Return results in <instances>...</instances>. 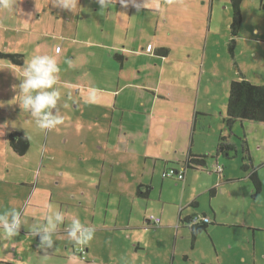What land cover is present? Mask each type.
Wrapping results in <instances>:
<instances>
[{
	"label": "crops",
	"instance_id": "1",
	"mask_svg": "<svg viewBox=\"0 0 264 264\" xmlns=\"http://www.w3.org/2000/svg\"><path fill=\"white\" fill-rule=\"evenodd\" d=\"M82 1L94 3L96 18L65 20L55 17L50 10L54 7L52 3L45 11L48 15L36 20L34 38L30 41V56L50 55L56 59L60 69L56 86L76 91L77 98L81 90L86 91L91 114L87 118L79 117L89 121L83 132L75 129L66 132L68 136L64 140L54 139L55 154L49 156L47 162H41L43 174L39 189L37 181L15 179L10 182L15 181L28 193L20 198L17 192L7 189V194L0 197V215L12 211L20 213L28 197L29 208L38 211L37 222L32 218V223L21 225L17 236L28 240L17 239V248L23 250V246H27L28 252L35 249L34 261L46 257L73 259L70 252L77 255L75 249L80 247L85 251L84 259L77 255L80 264H115L113 260L124 264L123 259L129 252L149 249V234L178 228L173 237L177 240L180 228L187 227L181 220L192 215L204 214L213 225L239 227L238 221L220 220L216 209L211 208L208 214L201 208L202 201L196 200L195 193L191 197L187 193V196L168 199L165 187L170 178L162 177L164 171L176 168L183 172L184 179L173 180L189 188L193 181L191 172L209 173L211 181L198 179L200 187L205 186L203 192H208L210 199L220 198L219 201L233 197L230 187L239 180L227 173L222 161L237 157L238 145L241 160L244 147L251 158L254 157L248 137L242 138L241 145L234 142L240 126L246 135L245 122L252 121L236 120L229 130L224 123L227 103L218 101L221 97L224 99L231 81L240 79V75L234 78L237 74L232 72L234 75H226L222 85L215 84L213 87L223 86V96H219L212 92L214 80L209 72L214 66L205 69L207 60L214 61L222 55L215 51L217 45L211 37L219 36V30H212L210 24L217 8L231 7L230 0H136L142 5L139 11L132 4L122 7L119 0L106 9H100L95 0H74L76 11L80 6L87 7L88 2L81 5ZM260 8L264 10V5ZM191 19L201 25L197 23L195 28L192 25L186 28L185 21L188 23ZM258 26V22L251 26L249 37H237L260 43ZM225 30L227 33L228 29ZM162 48L167 52L160 53ZM22 57L21 65L0 60V98L5 101L17 100V97L21 100L19 84L24 78L23 68L29 61L28 55ZM241 74L253 82L246 72L241 71ZM205 122L206 137L197 136L195 132L200 126L204 127ZM7 123L0 119L3 150L11 158L16 155L22 164L20 176L26 175L32 169L25 157L33 135L21 129L18 119ZM14 131L29 141L28 152L23 156L17 155L8 143ZM221 136L234 147L229 157L216 154ZM45 142L47 151L52 142L47 139ZM189 153L207 155L206 166L187 168L185 160ZM3 165L8 164L4 162ZM146 188L147 197H140L137 191L143 192ZM29 189L32 192L35 189V197L30 195ZM155 198L161 206L153 203ZM165 205L174 206L175 211L168 213ZM49 207L59 210L64 219L52 235L53 247L45 251L38 248L40 235H34L33 230L46 223ZM152 215L160 219L158 226L153 227L148 222ZM74 218L94 230L93 238L86 245L76 244L68 235ZM0 241L8 240L0 234ZM11 245L3 247L5 254ZM15 250L16 247L13 252ZM5 254L0 251V264L12 263Z\"/></svg>",
	"mask_w": 264,
	"mask_h": 264
},
{
	"label": "rangeland",
	"instance_id": "2",
	"mask_svg": "<svg viewBox=\"0 0 264 264\" xmlns=\"http://www.w3.org/2000/svg\"><path fill=\"white\" fill-rule=\"evenodd\" d=\"M84 2H88L87 7L81 8L80 6L77 11L75 6L70 10L54 6L50 10L55 17L65 20H76L78 17L81 19L88 18L90 20L96 18L94 16V13L97 14L93 8L95 6L94 3L82 1L80 2L81 5ZM7 3V7L0 6V51L28 55V59L30 60L33 57L30 56L32 49L30 47V41L34 38L33 31H35L36 20H38L39 17L42 18V16L48 15L47 13L45 14V11L52 5V0H7ZM261 4L264 5V0H242L241 14L243 24L239 28L240 31L238 35L249 37L251 35V26H254L258 22L261 38H257L261 42H247L236 37L235 41L236 43L238 42V46L236 48L235 43L233 47L234 55L229 49V41L232 39V36L230 35L228 27L229 22L232 23V8L228 7V5V8H217L215 14H213V20L210 26L214 31H216V29L219 30V36L214 37L211 36L212 34L210 36L214 39L215 45H217L215 51L221 52L222 55L220 58L214 59V61L207 60V68L205 69H208L212 65L214 66L209 74L212 80H214L212 92L219 94V96H223V86L221 88L213 86L218 83L222 85V81L226 79V75L231 77L233 74L232 72L237 74H233L234 78H238L241 71L246 72L253 82L264 85V10L260 8ZM98 7L100 6L98 5ZM98 13L101 16L103 15L102 12ZM12 15L15 16L13 20L11 19ZM195 22L196 21L191 19L188 23L185 21L184 25H186V28L191 25L195 28L199 24ZM207 26L208 24L205 25V29H207ZM225 29H228L227 33ZM212 30L211 33L213 32ZM63 31L66 32L65 29ZM47 40L49 41V38ZM226 40L227 42L224 43ZM199 73L200 71H198V75ZM8 74L10 76V73ZM15 75L16 73L13 72V76ZM54 88L59 93L57 106L54 112L62 118V123L51 129L39 128L30 113L19 106L20 99L18 97L17 100L12 99L9 101L0 98V119L3 121L6 120L8 122L7 124L13 123L18 119V121L21 122V129L33 135L29 153L25 157L26 161L30 162L32 169L28 170L26 175L20 176L22 174L20 169L22 164L17 160L18 158L16 155L12 154L15 158H11L3 150V135L0 132V197L2 194L6 195L8 190L17 192L20 198L23 193H28L27 189L14 183L15 181L10 182L15 179L28 178L33 183L37 181L39 189L40 177L43 174V171L40 170L41 162H47L48 157L55 154L54 139L59 138L58 140H64L65 137L68 136L66 132L75 129L77 132H83V130L86 129L84 126L89 123L87 119L82 120L79 118L80 116L87 118L91 114V107L87 105L89 96L86 91L81 90V95L77 98L76 91L64 89L62 85H54ZM223 98L222 100L221 97L218 101H224L226 105L228 90L225 91ZM206 127L207 123L205 122V126H200V129H197L195 134L197 136L199 134L201 137H206V133H204L208 129ZM244 127L246 128V135H243V129H241L240 126L239 130H237V137L234 138V142L241 145L242 138L248 137V146L254 156L252 158V163L257 167L258 177L263 186V189L255 199L253 198L255 193L254 187L248 178V173L241 171V153L239 145L237 157L233 154L234 159L228 162H225V160L222 161L225 170L227 168V173L229 175L233 174L231 177H237L239 179L230 187L232 191L230 194L233 195L232 198H222L218 201L220 198L210 199L209 193L203 192L205 186L200 187L201 181L198 179L200 177L209 179L211 177L209 173L191 172L193 181L189 188L184 187L185 185L183 182L173 179H168L165 187L168 199L172 198V196L182 197L184 194L187 196V193H189L191 197L195 193L196 200L202 201L201 208L207 211L208 214H211V208L214 210L216 209L217 213H219L220 220L230 223L238 221L239 227L210 225L207 231L197 235L194 248L192 247L190 229L188 227L184 229L180 228V231L177 232L179 234L177 240H173V237L178 228L165 230L161 234H149L147 235L149 249L145 248L143 250H138L136 253L129 252L125 259H123L124 264H196V262L197 264H264V124H256L254 121L245 122ZM46 139L52 142L50 143L52 147L47 151L45 148ZM258 146H260V148H258ZM4 162H7L8 165H3ZM8 170H10V173ZM203 174H205L204 176L206 178L203 177ZM209 181L211 180L209 179ZM193 187H196V190H194ZM34 191L32 192L29 189L30 195L32 193L35 197L36 194ZM29 198L30 197L26 198L23 208L19 213L21 225L26 222L32 223V218L37 222L38 211L29 208ZM153 203L157 206V198L154 199ZM158 205L161 206L160 203ZM164 209L168 210V213L175 211L174 206L171 208L169 205H165ZM249 224L258 229L249 227ZM176 226H178V224ZM17 239L26 242L27 238L18 237L16 235L10 242L6 241V239V242L0 241V251L4 252V254L6 248L3 249V247H7L8 244L12 243L10 249L5 254L8 255L7 259L12 262L9 264H41L42 262L45 264L51 261L53 263L58 262V264H80L79 262H81L79 260L80 258L72 252H70L71 256H69L73 259L76 258L75 260L70 258L58 259L46 257L47 259L41 258L38 261H34L35 249L29 250L28 252V247L23 246V250H20L16 245ZM32 241H34V238ZM14 247H16L17 250L13 252ZM124 255L122 257H124ZM20 256H22L21 260H19ZM113 263L118 264L116 260H113Z\"/></svg>",
	"mask_w": 264,
	"mask_h": 264
},
{
	"label": "clouds",
	"instance_id": "3",
	"mask_svg": "<svg viewBox=\"0 0 264 264\" xmlns=\"http://www.w3.org/2000/svg\"><path fill=\"white\" fill-rule=\"evenodd\" d=\"M100 9H106L115 0H95ZM122 7L132 4L139 11L142 5L136 0H119ZM53 6L70 10L74 0H52ZM0 6L7 7V0H0ZM60 69L56 59L50 55H35L23 68V80L19 84L21 100L19 106L29 112L41 129H51L62 123V118L54 112L59 97L54 85ZM63 214L49 207L46 223L34 228V235H40L38 248L47 250L53 247L52 235L63 222ZM21 228L20 214L16 211L0 215V234L9 242ZM93 229L85 227L78 218H74L68 232L69 237L79 245H86L93 238Z\"/></svg>",
	"mask_w": 264,
	"mask_h": 264
},
{
	"label": "trees",
	"instance_id": "4",
	"mask_svg": "<svg viewBox=\"0 0 264 264\" xmlns=\"http://www.w3.org/2000/svg\"><path fill=\"white\" fill-rule=\"evenodd\" d=\"M230 3L232 8V23L231 26H229V30L232 39L229 41V49L230 52L233 54L235 38L238 36V30L242 25V0H230ZM159 52L166 53L167 49H159ZM0 60H5L17 65L23 64V57L22 55H20V53H5L4 51H0ZM240 77L241 78L238 80H232L229 85L226 109L227 115H225L224 118V123L229 130L231 129L232 125L236 120L264 123V85H257L249 80H246L241 73ZM8 143L10 147H12L16 151V154L19 156H23L25 153L28 152L29 141L27 137L22 135L21 133H18L17 131L10 133ZM232 151H234V147L231 144L227 143L225 136H221L219 139V144H217L216 154L229 157V153ZM206 159H208L207 155H195L189 153L188 157L185 160V166L187 168L195 169L204 168L206 166ZM251 160L252 158L249 152L247 151L246 147H244L243 158L241 160V170H243V172H249L248 178L250 179L254 187V198L262 190V184L258 177L257 168L253 166ZM147 189L148 188H146V190L143 192L139 189V191H137L138 195L140 197H147ZM201 216L206 215L201 214ZM195 217L196 216L192 215L181 220V222L190 229V237L192 244L193 242H195L196 237L199 233L207 231V229H209V226L213 225L209 219V222L194 223L193 219Z\"/></svg>",
	"mask_w": 264,
	"mask_h": 264
},
{
	"label": "built area",
	"instance_id": "5",
	"mask_svg": "<svg viewBox=\"0 0 264 264\" xmlns=\"http://www.w3.org/2000/svg\"><path fill=\"white\" fill-rule=\"evenodd\" d=\"M162 177L164 179L170 178V179H175V180H179V181H182L184 179L183 172L176 169V168H169L168 170L164 171L162 173ZM193 220H194V223H196V222H209L208 217L201 216V215H197ZM148 222L150 223L151 226L154 227V226H158L160 224V219L158 217L152 215V216L148 217ZM75 252H77L81 256L82 259L85 258L84 249L79 247V248L75 249Z\"/></svg>",
	"mask_w": 264,
	"mask_h": 264
}]
</instances>
